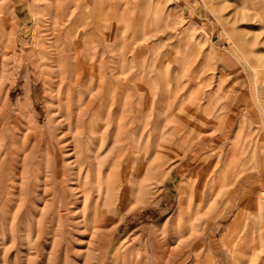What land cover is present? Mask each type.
<instances>
[{"label":"rangeland","instance_id":"obj_1","mask_svg":"<svg viewBox=\"0 0 264 264\" xmlns=\"http://www.w3.org/2000/svg\"><path fill=\"white\" fill-rule=\"evenodd\" d=\"M0 264H264V0H0Z\"/></svg>","mask_w":264,"mask_h":264},{"label":"bare ground","instance_id":"obj_2","mask_svg":"<svg viewBox=\"0 0 264 264\" xmlns=\"http://www.w3.org/2000/svg\"><path fill=\"white\" fill-rule=\"evenodd\" d=\"M23 104H24V103H23ZM23 104H22V105H23Z\"/></svg>","mask_w":264,"mask_h":264}]
</instances>
